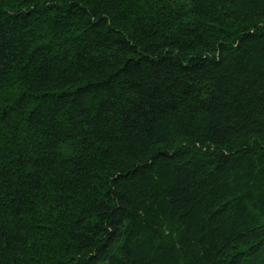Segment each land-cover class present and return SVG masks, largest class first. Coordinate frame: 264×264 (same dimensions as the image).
I'll list each match as a JSON object with an SVG mask.
<instances>
[{"label": "trees", "instance_id": "trees-1", "mask_svg": "<svg viewBox=\"0 0 264 264\" xmlns=\"http://www.w3.org/2000/svg\"><path fill=\"white\" fill-rule=\"evenodd\" d=\"M0 264H264V0H0Z\"/></svg>", "mask_w": 264, "mask_h": 264}]
</instances>
